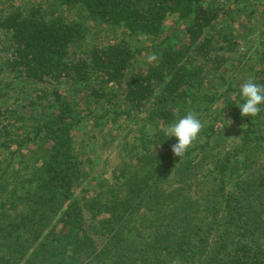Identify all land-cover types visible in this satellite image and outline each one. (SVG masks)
Here are the masks:
<instances>
[{
  "label": "trees",
  "instance_id": "obj_1",
  "mask_svg": "<svg viewBox=\"0 0 264 264\" xmlns=\"http://www.w3.org/2000/svg\"><path fill=\"white\" fill-rule=\"evenodd\" d=\"M49 1H0V264H264V111L237 107L244 82L264 84V47L219 91L238 42L232 23L215 28L214 0ZM171 17L184 35L164 39ZM86 19L117 36L92 44ZM139 37L161 43L134 71ZM85 100L128 131L118 168L92 185L71 142ZM188 112L204 127L177 157L164 131Z\"/></svg>",
  "mask_w": 264,
  "mask_h": 264
},
{
  "label": "rangeland",
  "instance_id": "obj_2",
  "mask_svg": "<svg viewBox=\"0 0 264 264\" xmlns=\"http://www.w3.org/2000/svg\"><path fill=\"white\" fill-rule=\"evenodd\" d=\"M44 1L50 3L49 0ZM30 2H32V0H23V4L26 5H29ZM213 3L216 6L215 8H220L222 10L220 12L221 17L218 19V24L216 23L215 28L221 25L225 27L227 23H232L230 25L234 29L233 33L237 37L238 42L237 52L232 54L229 62L226 64L228 71L224 74V79L214 78V82L211 84V87L220 91L222 87L226 89L227 85L233 82L235 85H239V81L243 82L250 72L258 68L257 60H255L256 58L254 57L258 55L264 47V24L262 22L264 19L261 17L264 13V0H214ZM59 12L66 21L73 19L78 20V16H82L80 12H68L62 8ZM85 23L90 28L88 40H90L92 44H108L112 41L111 39L113 37L117 36V29L113 31V29L103 27L91 19H86ZM172 32L178 37L184 35L182 23L177 22L173 17L166 20L163 25L164 39L172 35ZM120 37L121 36H119V38ZM157 42L161 43V40L153 41L143 37L132 39V45L138 49L132 64L134 71L142 70L150 64L148 57L155 53L156 49H154V46L159 47ZM166 43H170V41L167 40ZM139 49L143 50L140 51ZM238 68L244 69V73L238 74ZM7 79L8 77L4 75L0 76L1 88H3ZM224 83L225 85H223ZM47 87L49 91L53 90L50 85H47ZM58 87V92H61L62 95H69L74 88V86L66 82H61ZM79 95H82V93L80 92ZM234 100V95L222 97L221 101L218 103V110L224 112L225 106ZM99 109L100 108L95 105L86 102V100L84 102L80 101L76 113H79L78 119H82L83 122L79 124L77 130H73L71 137L74 152L82 162L84 183L91 185L97 184L98 181L112 175L114 170L118 168L120 164V147L123 142V137L128 132L126 128L124 131L122 130L124 126L118 128V124L111 122L106 123L105 120L99 121L98 116L103 114ZM222 116L225 119L228 117L226 114ZM7 128L8 132L12 135L14 128L11 125H8ZM14 138H16V135ZM30 146L31 145H27L26 147ZM15 147L16 144H12L9 150H5V154L9 153L7 151L12 152ZM22 152L30 154V149H23ZM17 154L20 155L21 152L16 153L13 158L19 160L20 158ZM0 156L4 157L3 155ZM1 159L3 160V158ZM78 190L80 189H77L76 195H78Z\"/></svg>",
  "mask_w": 264,
  "mask_h": 264
},
{
  "label": "clouds",
  "instance_id": "obj_3",
  "mask_svg": "<svg viewBox=\"0 0 264 264\" xmlns=\"http://www.w3.org/2000/svg\"><path fill=\"white\" fill-rule=\"evenodd\" d=\"M156 60L155 54L148 57L149 63ZM241 102L238 108L243 117L255 118L264 111V84L252 79L247 80L239 89ZM204 125L195 112H188L178 120L171 123L164 131V135L175 138L171 147L172 153L177 157L184 156L197 140Z\"/></svg>",
  "mask_w": 264,
  "mask_h": 264
}]
</instances>
